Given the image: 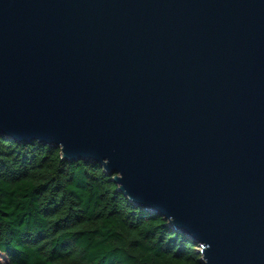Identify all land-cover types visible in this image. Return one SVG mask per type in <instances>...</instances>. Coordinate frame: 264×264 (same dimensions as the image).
Masks as SVG:
<instances>
[{
    "label": "water",
    "instance_id": "obj_1",
    "mask_svg": "<svg viewBox=\"0 0 264 264\" xmlns=\"http://www.w3.org/2000/svg\"><path fill=\"white\" fill-rule=\"evenodd\" d=\"M0 135L264 264V0H0Z\"/></svg>",
    "mask_w": 264,
    "mask_h": 264
},
{
    "label": "trees",
    "instance_id": "obj_2",
    "mask_svg": "<svg viewBox=\"0 0 264 264\" xmlns=\"http://www.w3.org/2000/svg\"><path fill=\"white\" fill-rule=\"evenodd\" d=\"M112 178L60 146L0 135V264H203L199 241Z\"/></svg>",
    "mask_w": 264,
    "mask_h": 264
},
{
    "label": "rangeland",
    "instance_id": "obj_3",
    "mask_svg": "<svg viewBox=\"0 0 264 264\" xmlns=\"http://www.w3.org/2000/svg\"><path fill=\"white\" fill-rule=\"evenodd\" d=\"M200 249H201V247H200Z\"/></svg>",
    "mask_w": 264,
    "mask_h": 264
}]
</instances>
